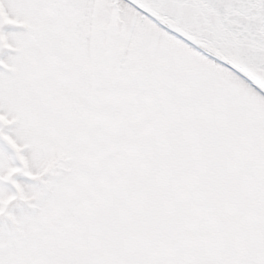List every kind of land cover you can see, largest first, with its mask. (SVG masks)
<instances>
[{
  "label": "snow or ice",
  "instance_id": "obj_1",
  "mask_svg": "<svg viewBox=\"0 0 264 264\" xmlns=\"http://www.w3.org/2000/svg\"><path fill=\"white\" fill-rule=\"evenodd\" d=\"M0 264H264V0H0Z\"/></svg>",
  "mask_w": 264,
  "mask_h": 264
}]
</instances>
